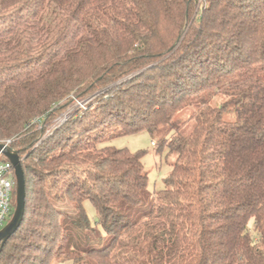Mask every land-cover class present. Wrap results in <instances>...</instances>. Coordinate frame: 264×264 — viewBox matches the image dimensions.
<instances>
[{
  "label": "trees",
  "instance_id": "1",
  "mask_svg": "<svg viewBox=\"0 0 264 264\" xmlns=\"http://www.w3.org/2000/svg\"><path fill=\"white\" fill-rule=\"evenodd\" d=\"M108 86L35 148L36 119ZM141 132L159 190L110 144ZM9 139L26 210L0 264H264V0H0Z\"/></svg>",
  "mask_w": 264,
  "mask_h": 264
},
{
  "label": "rangeland",
  "instance_id": "2",
  "mask_svg": "<svg viewBox=\"0 0 264 264\" xmlns=\"http://www.w3.org/2000/svg\"><path fill=\"white\" fill-rule=\"evenodd\" d=\"M111 88L112 86L104 87L81 98L73 97L74 101L71 102L58 116H52L46 119L43 127L39 126L37 123H33L29 129H33L34 132L39 131L42 134L36 143L35 148H38L42 143L51 139L58 130L68 124L72 119H75V117H81L85 112L88 111L89 106L95 104L96 101L102 96H105ZM33 131H30L29 133H33ZM6 141H11L12 147V144L15 140L9 139ZM110 144L117 148H127L132 152H137L139 150L146 151L147 153L144 156L143 162L146 171L149 173L150 189L151 191H154L163 188L164 178L170 172L171 167L167 157V152H164L160 155L155 154V140L151 134L148 132H141L138 134L117 138ZM14 150L17 151L16 149ZM86 205L90 215L94 216L95 211L91 207L90 203L87 202ZM12 220L13 217H9L6 221L5 227H7ZM252 233L255 234L254 232ZM64 264L72 263L68 262Z\"/></svg>",
  "mask_w": 264,
  "mask_h": 264
},
{
  "label": "built area",
  "instance_id": "3",
  "mask_svg": "<svg viewBox=\"0 0 264 264\" xmlns=\"http://www.w3.org/2000/svg\"><path fill=\"white\" fill-rule=\"evenodd\" d=\"M45 118L36 119L37 123L43 127ZM11 141H5L7 147H11ZM18 184L14 165L0 152V232L4 229L9 217H14L17 206Z\"/></svg>",
  "mask_w": 264,
  "mask_h": 264
},
{
  "label": "water",
  "instance_id": "4",
  "mask_svg": "<svg viewBox=\"0 0 264 264\" xmlns=\"http://www.w3.org/2000/svg\"><path fill=\"white\" fill-rule=\"evenodd\" d=\"M0 152L3 153L14 165L18 184L17 206L13 220L0 232V244L3 247L9 238L17 232L24 220L27 188L25 172L19 152L15 151L11 147L5 146L4 144H0Z\"/></svg>",
  "mask_w": 264,
  "mask_h": 264
}]
</instances>
